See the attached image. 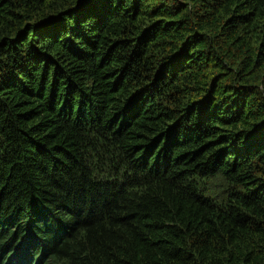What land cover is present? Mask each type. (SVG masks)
Listing matches in <instances>:
<instances>
[{"label": "trees", "instance_id": "1", "mask_svg": "<svg viewBox=\"0 0 264 264\" xmlns=\"http://www.w3.org/2000/svg\"><path fill=\"white\" fill-rule=\"evenodd\" d=\"M0 264H264V0H0Z\"/></svg>", "mask_w": 264, "mask_h": 264}]
</instances>
